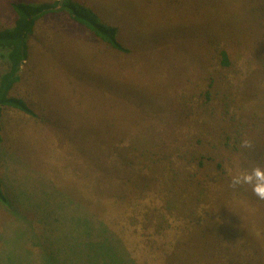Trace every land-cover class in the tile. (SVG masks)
I'll return each instance as SVG.
<instances>
[{
	"label": "rangeland",
	"instance_id": "obj_1",
	"mask_svg": "<svg viewBox=\"0 0 264 264\" xmlns=\"http://www.w3.org/2000/svg\"><path fill=\"white\" fill-rule=\"evenodd\" d=\"M76 1L128 53L38 20L11 95L39 118L2 114L0 264H264V200L231 187L264 167V0ZM16 2L55 0H0V30Z\"/></svg>",
	"mask_w": 264,
	"mask_h": 264
},
{
	"label": "trees",
	"instance_id": "obj_2",
	"mask_svg": "<svg viewBox=\"0 0 264 264\" xmlns=\"http://www.w3.org/2000/svg\"><path fill=\"white\" fill-rule=\"evenodd\" d=\"M11 6L17 15L15 23L11 28L0 30V51L3 52L2 57L8 62V70L0 76V142L2 114L5 109L16 110L34 119L39 118L24 99L11 95L12 89L21 80L22 66L29 57V38L34 33L39 19L56 11L67 12L74 21L87 28L95 37L112 49L119 53H128V49L120 40L119 29L103 23L91 8L76 0H55L53 3L43 4L16 2ZM219 58L223 68L231 66L230 56L225 49L219 50ZM0 203L5 206L9 204L1 181ZM111 246L107 244H93V246L90 245V248L85 246L84 250L90 249L87 252L89 260L86 264H90V261L93 264L119 262L117 254Z\"/></svg>",
	"mask_w": 264,
	"mask_h": 264
},
{
	"label": "clouds",
	"instance_id": "obj_3",
	"mask_svg": "<svg viewBox=\"0 0 264 264\" xmlns=\"http://www.w3.org/2000/svg\"><path fill=\"white\" fill-rule=\"evenodd\" d=\"M242 147L250 149L252 142L245 139L242 142ZM237 169H239V165H237ZM245 185L251 186L254 195L260 200H264V167L257 165L251 170H237L231 176V187L237 188Z\"/></svg>",
	"mask_w": 264,
	"mask_h": 264
}]
</instances>
